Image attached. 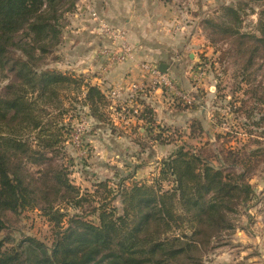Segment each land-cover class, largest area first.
<instances>
[{
	"label": "trees",
	"instance_id": "obj_1",
	"mask_svg": "<svg viewBox=\"0 0 264 264\" xmlns=\"http://www.w3.org/2000/svg\"><path fill=\"white\" fill-rule=\"evenodd\" d=\"M77 1L0 0V80L9 81L0 91V234L8 213L36 209L56 230L51 248L31 237L9 249L0 240V264H201L212 240L233 229L229 213L235 202L246 206L254 193L246 153L230 150L212 159L181 149L161 163L162 181L170 177L171 189L165 191L161 180L122 186L121 211L102 205L98 224L72 218L62 228L66 215L56 202L67 199L81 207L85 197L65 169L44 167L51 161L48 154L59 153L64 141L61 92L74 90L99 123L108 122L110 105L106 94L84 78L36 64L60 44V22ZM225 11L235 20L232 35L239 37L245 55L260 49L264 57V33L259 39L240 34L238 12ZM11 50L20 56L6 77ZM51 111L59 114L51 117ZM152 114L145 109L140 118L151 121ZM198 127H190V136ZM228 164L243 171L237 175L224 167ZM30 166L41 168L38 179Z\"/></svg>",
	"mask_w": 264,
	"mask_h": 264
},
{
	"label": "rangeland",
	"instance_id": "obj_2",
	"mask_svg": "<svg viewBox=\"0 0 264 264\" xmlns=\"http://www.w3.org/2000/svg\"><path fill=\"white\" fill-rule=\"evenodd\" d=\"M79 2L80 0L77 4ZM152 2L154 4L150 6L155 9L157 17H168L172 22L174 33L183 28L182 32L185 35L191 34L200 41L189 49L191 56L186 52L181 61L172 62L182 63L194 90H186L179 79L170 74L182 90L195 97L200 120H194V123L199 126V130H196L195 136H190V126L187 130L171 126L162 118V114L161 116L155 114L156 126H149L146 130L149 136L143 138L142 135L146 133L140 129L145 127L142 123L137 124L138 122L135 125L132 123L133 131L130 135L125 125L122 127L120 118L116 115L117 110L115 114L109 110L108 122L99 123L83 106V98L74 90L61 92L65 110L61 115L59 127H63L64 141L59 153L54 156L48 154L51 161H46L44 167H49L50 170L65 169L72 184L78 187L80 195L85 197L81 207H76L67 199H59L56 202L57 209L66 215L62 228H67L68 220L72 218L98 224V208L102 205L106 209L116 207L121 211L122 186L126 190L135 183L151 184L155 180L162 181L160 174L162 161L181 149L204 152L208 158L220 155V159L227 156L231 150L241 152L242 155L246 153L251 157L249 182L254 193L246 206L239 201L235 202L234 210L229 213L233 229L212 240L200 263L264 264V57L261 56L260 49L252 50V53L245 55V48L240 47L239 37L235 38L234 34L232 35L231 25H235V20L225 11L226 8H231L238 12L241 21L240 34L259 39L264 33V0H152ZM77 4L74 9L64 13L60 22L62 26L60 44L54 47L50 54L36 61V64L40 69L61 72L76 79L82 77L92 84L90 73L65 67V61L69 56L66 55L68 51L63 42L70 31L76 34L75 23L78 21L74 15L80 14L81 10H78ZM148 6L146 3L145 7ZM84 23L87 28L91 24L88 18ZM97 25L90 29L92 33ZM110 25L128 33L125 28ZM129 40L132 41L131 38ZM110 46L109 42L107 46L97 51L98 58L105 61L103 67L105 72L112 67L123 65H109L105 56L100 54L102 49ZM18 56L20 54L17 51L11 50L7 60V72L3 76L11 77L8 67L14 64ZM151 63L160 65L156 62ZM199 71L204 74H200ZM0 75L2 76L1 73ZM8 82L0 80V91ZM70 87L74 89L73 85ZM168 100L166 95L164 103H172ZM175 105L179 111L186 108L181 104ZM201 112L204 113V117ZM51 113V117L59 114L57 111ZM114 117L119 119L117 125L113 121ZM213 165L220 166L217 159L213 160ZM224 167L237 175L243 171L241 168L233 169L231 164ZM40 169L38 166H30L29 171L38 179ZM171 181L170 177L166 178L160 182V186L165 191L169 190ZM5 223L6 228L0 234V240L5 242L8 249L15 248L29 237L37 239L48 248L53 244L56 230L40 210L8 213Z\"/></svg>",
	"mask_w": 264,
	"mask_h": 264
},
{
	"label": "crops",
	"instance_id": "obj_3",
	"mask_svg": "<svg viewBox=\"0 0 264 264\" xmlns=\"http://www.w3.org/2000/svg\"><path fill=\"white\" fill-rule=\"evenodd\" d=\"M146 3L149 4L148 7H145ZM150 4H154L152 0H80L77 4L78 10L81 9L80 14L76 13L74 15L78 21V23L74 22L76 24V34L70 31V34L67 33L66 41L63 42L64 47L68 51L66 55L69 56L68 60L65 61L66 68L73 67L78 69V71L90 73L92 84L98 86L105 94L114 88L125 90L124 94L116 100L118 106H131L134 103L126 89L135 80L139 79L140 70L138 63L142 61L156 62L159 64L167 62V72L172 74L174 78L179 79L183 88L188 91L194 90L192 84L188 81L187 70H183L182 63L172 64V62L174 60L181 61L186 52H189L188 55L191 56L192 53L189 49L200 43V41L191 34L185 35L182 32L183 28L181 31L174 33L172 29L173 25L169 21V18L157 17L155 9ZM90 8L94 9L100 17L113 26L125 28L128 31V35H130L129 39H132L131 42L135 46L136 61H129L123 65L112 67L108 72L103 71L105 61L98 58L97 51L101 47L107 46L109 41L99 35L97 28L94 33L90 31L96 25L91 18ZM87 18L90 20V26L92 28L89 25L87 28L84 23V20ZM165 100L166 95H161L159 92L155 93L153 91L142 94L137 98V103L144 110L149 109L153 113L151 121L140 119L137 123H142L143 127H145L144 129H140L141 132L146 133V136L142 135L143 138L149 136L146 131L149 126H156L154 123L155 114L157 116L158 114L159 116L162 114V118L169 125L177 128H185L186 130L188 126L191 127L195 124L194 120H200L197 105L179 111L177 110L178 108L176 109V103L169 101V99L168 102L172 103L166 104L164 103ZM111 105L112 103L110 102L107 111L109 112L110 110L113 114L114 111L110 109ZM117 108L120 110V107ZM203 115L204 113H202ZM113 121L116 122L115 125L119 123L117 122L119 121L118 118L114 117ZM132 123L135 125V122H131L128 125L121 122L122 127L125 125L130 135H132L133 131Z\"/></svg>",
	"mask_w": 264,
	"mask_h": 264
},
{
	"label": "built area",
	"instance_id": "obj_4",
	"mask_svg": "<svg viewBox=\"0 0 264 264\" xmlns=\"http://www.w3.org/2000/svg\"><path fill=\"white\" fill-rule=\"evenodd\" d=\"M90 15L92 20L98 24V33L111 44L109 48L105 47L100 53L105 56L109 65L125 64L129 61H136L135 46L129 40L128 33L123 29H116L109 23L101 20L94 9H90ZM138 66L140 70L139 79L135 80L130 87L126 89L131 95L132 101H134L131 106H118L116 103V100L124 94L125 90L123 89L114 88L106 94L107 99L112 103L110 109L114 111V113L116 110L118 111L116 115H118L123 124L128 125L131 124V122L137 123L140 121L144 109L137 103V98L151 91L155 93L159 92L161 95H167L172 102L181 104L186 108H192L197 104L195 97L182 90L168 72L163 73L160 70L159 65L151 62H142ZM199 73L204 74L200 71ZM117 107H120V110H118Z\"/></svg>",
	"mask_w": 264,
	"mask_h": 264
},
{
	"label": "water",
	"instance_id": "obj_5",
	"mask_svg": "<svg viewBox=\"0 0 264 264\" xmlns=\"http://www.w3.org/2000/svg\"><path fill=\"white\" fill-rule=\"evenodd\" d=\"M159 68H160V70H161L163 73H167V65H165V64H160Z\"/></svg>",
	"mask_w": 264,
	"mask_h": 264
}]
</instances>
